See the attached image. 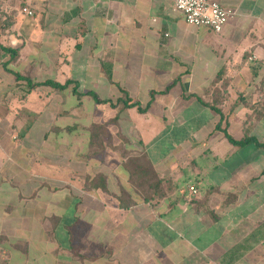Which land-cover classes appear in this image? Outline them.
Returning a JSON list of instances; mask_svg holds the SVG:
<instances>
[{
    "label": "crops",
    "instance_id": "1",
    "mask_svg": "<svg viewBox=\"0 0 264 264\" xmlns=\"http://www.w3.org/2000/svg\"><path fill=\"white\" fill-rule=\"evenodd\" d=\"M215 1L233 11L219 33L186 23L173 0L11 7L0 31L16 51L0 49V264H264V0ZM13 71L69 84L27 89ZM123 90L144 110L117 102ZM66 94L75 109L60 107ZM42 96L53 107L37 122L26 103ZM212 106L232 138L262 145L230 143ZM139 154L158 183L149 201L128 173Z\"/></svg>",
    "mask_w": 264,
    "mask_h": 264
},
{
    "label": "trees",
    "instance_id": "2",
    "mask_svg": "<svg viewBox=\"0 0 264 264\" xmlns=\"http://www.w3.org/2000/svg\"><path fill=\"white\" fill-rule=\"evenodd\" d=\"M0 8H1V3H0ZM2 11L3 10L0 9V20L3 18L2 21L0 22V31L7 30L12 25V22H13L12 17L10 15H8V16L5 17L4 16L5 15L4 14V11L3 12ZM6 19H8L9 21L6 20ZM0 49L3 52H5V53H7L9 55L10 58H11V60H13L15 58L16 51H14L12 48L0 44ZM11 73H12V75L15 76L16 80H24L26 82V84H27L26 85L27 89L33 88L35 86H40V85H49V86L55 88L56 90H61L62 88L66 87L69 84V82H67V83H65L63 85V84L54 82L52 80H45L43 82L32 83V81L28 77H23V76L19 75V73L14 72V71L11 72ZM91 95L94 97V99L96 101H99V99L95 96L94 93H91ZM117 102H121L122 105L124 107H126V108L129 107V106H136L139 111L144 110L143 108H141L139 106L138 103H136V102H129L128 94L124 90L122 91V97L120 99H118ZM203 104H205V103H203ZM212 109L216 113L220 114V122H218L216 124L215 128L217 130H221L223 132L224 136L228 139V141L230 143H232L233 145H237V146H242V145H244L246 143H249V142L256 143L258 146L262 145L254 137H244V138L239 139V140H236V139L232 138L227 133V131H226L225 128L224 129L221 128V125L220 124H221V120L223 119V115L221 114V112L215 106H212ZM262 113L263 112H261V114ZM94 128L95 129H99L98 126H95ZM97 136H99V135H97ZM97 136L96 135H92L93 138L94 137H97ZM91 152H92V150H91ZM128 158H129V162L127 164V166H128V173L130 172V177L132 179L138 180L136 182V185L138 183H142L143 182V180L145 179L144 176L151 175V176L154 177V179L156 178L155 173L150 168V165H149L148 160L146 159V156L145 155L139 154V155H137L135 157H128ZM147 173H150V174H147ZM262 173H264V168L262 170ZM151 184H150V186H152V188L154 189L153 192H155L156 189H157L158 183H157V181H155V183H151ZM140 195H141V198H142L143 201H149V200H151L150 196L144 197L141 193H140Z\"/></svg>",
    "mask_w": 264,
    "mask_h": 264
},
{
    "label": "rangeland",
    "instance_id": "3",
    "mask_svg": "<svg viewBox=\"0 0 264 264\" xmlns=\"http://www.w3.org/2000/svg\"><path fill=\"white\" fill-rule=\"evenodd\" d=\"M0 3H1V8L0 9H2L4 11V14H5L4 16L6 17V16L10 15L12 17V11L13 10L11 9V7H18V9H20L22 7L23 0H0ZM2 19L0 20V22L2 21ZM6 20H8V19H6ZM21 92H23V91L21 90ZM65 96L66 97L63 100V104L60 107L61 108L64 107V109H75V105L74 104L76 103V99L74 98V96H72V100H69L68 99L67 94ZM35 100H37V101L34 102V98L31 97V98H29V101L26 104L27 105H30V103L32 101L33 102L32 104H36V106H39V108L37 109L39 111H38L36 120H37V122H40V121L43 120L41 118V116H40L41 113L44 116L46 114L45 112H48L47 110H50L48 108L49 107H53V105L50 103V104H48L46 106V109H44V106L46 104V102L44 101V97L42 96L40 99L35 98ZM91 106H92L91 101H89V102L84 101L83 102V107L80 110H84V112H87V111H89L91 109ZM24 109H22V110L24 111ZM72 112H74V111H72ZM71 116H73V115L72 114H69V117H71ZM204 116H205V118H207V115L206 114H204ZM31 120H35V118L32 115H31ZM65 120H69V122H71V123H77L78 122L77 119H72V118H66ZM117 121H121V122L124 121V122H127L128 123V118H125L122 115H120L117 118ZM36 125H37V127H33V131H34V135L33 136L34 137H38V133L41 130V126L38 125V124H36ZM11 132H13V131L12 130H9V133H6L5 134L4 139L2 141L6 142V143H13V142H15L12 139ZM104 134L105 135H102V136H104L105 139L102 140V138H100V137H99V139H101L102 141H104L107 144H111V142H110V140L108 138V134L106 132ZM32 141H33V139H30V141H29V138L27 139V136H24V138L23 137H20V141L19 142L27 143V142H32ZM73 152L76 153L77 151L74 150ZM92 152L93 153H97L98 151L97 150H93ZM147 174H150V173H147ZM179 176H180V180H179V182H178L177 185L183 188L184 185L187 183L188 179L184 177V174L183 173H181ZM152 177L153 176H151V175L144 176L145 179L143 180V182L142 183H138L137 185H136V182L138 180L131 178L132 179V185L144 197L150 196L152 198V194H153V190L154 189L152 188V186H150V184L151 183H155V181H156L154 179V177L153 178Z\"/></svg>",
    "mask_w": 264,
    "mask_h": 264
},
{
    "label": "built area",
    "instance_id": "4",
    "mask_svg": "<svg viewBox=\"0 0 264 264\" xmlns=\"http://www.w3.org/2000/svg\"><path fill=\"white\" fill-rule=\"evenodd\" d=\"M173 9L183 16L186 23L206 27L219 33L233 11L215 0H173ZM22 12L31 16L32 11L25 7ZM192 194L196 192L193 186L189 187Z\"/></svg>",
    "mask_w": 264,
    "mask_h": 264
}]
</instances>
